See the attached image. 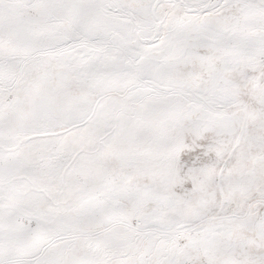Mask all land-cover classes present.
Segmentation results:
<instances>
[{
	"label": "snow or ice",
	"instance_id": "snow-or-ice-1",
	"mask_svg": "<svg viewBox=\"0 0 264 264\" xmlns=\"http://www.w3.org/2000/svg\"><path fill=\"white\" fill-rule=\"evenodd\" d=\"M0 264H264V0H0Z\"/></svg>",
	"mask_w": 264,
	"mask_h": 264
}]
</instances>
